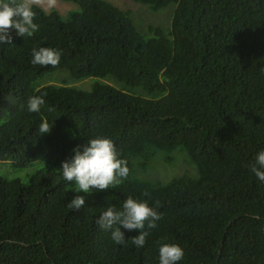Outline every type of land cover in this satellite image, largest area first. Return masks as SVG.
<instances>
[{
    "label": "trees",
    "instance_id": "obj_1",
    "mask_svg": "<svg viewBox=\"0 0 264 264\" xmlns=\"http://www.w3.org/2000/svg\"><path fill=\"white\" fill-rule=\"evenodd\" d=\"M59 1L74 8L33 4L38 31L12 30L0 45V162L43 159L25 183L0 177V264H159L165 243L184 250L178 264H264V182L249 167L264 151V0H128L151 13L172 5L165 29L143 30L106 0ZM41 47L61 52L58 66L31 63ZM57 70L87 88L37 83ZM33 96L45 100L38 112ZM97 137L114 142L129 175L76 193L61 164ZM178 156L190 170L148 176ZM76 195L85 205L70 210ZM129 196L160 204L143 247L131 243L137 230L121 227L120 246L96 223Z\"/></svg>",
    "mask_w": 264,
    "mask_h": 264
},
{
    "label": "clouds",
    "instance_id": "obj_2",
    "mask_svg": "<svg viewBox=\"0 0 264 264\" xmlns=\"http://www.w3.org/2000/svg\"><path fill=\"white\" fill-rule=\"evenodd\" d=\"M42 2L46 3L48 9L57 4V0H0V45H12V30L19 37H31L38 31L39 25L34 22L36 13L32 6ZM60 59L61 52L53 48L41 47L32 50L33 65L56 67ZM44 104L42 97H30L27 101L28 111L38 112ZM52 126L47 121L42 122L39 133H49ZM72 152L71 159L62 162L60 169L66 181L75 183L76 193L91 194L93 190H109L119 186L129 175L127 161L119 158L114 142L109 138L91 139L87 144L78 145ZM249 167L257 179L264 182V151L257 153L255 162ZM143 195L150 198L147 191ZM85 201L84 195H76L68 202L67 207L70 210H79L84 207ZM159 207V201L155 202V206H150L147 200L141 201L129 196L121 208L109 206L99 215L96 223L102 230L110 231L111 239L120 246H127L128 240L121 227L127 231L137 230L138 235L131 238V243L143 247L150 235L149 230L155 229L156 222L162 218L157 211ZM158 257L159 264H178L184 258V250L177 244L165 243L159 247Z\"/></svg>",
    "mask_w": 264,
    "mask_h": 264
},
{
    "label": "rangeland",
    "instance_id": "obj_3",
    "mask_svg": "<svg viewBox=\"0 0 264 264\" xmlns=\"http://www.w3.org/2000/svg\"><path fill=\"white\" fill-rule=\"evenodd\" d=\"M17 1L19 2V0ZM106 1L110 2L111 4L115 5L121 10L128 11L133 24L141 30H143L146 25H159L165 29L168 24V20L166 19V17L168 16L169 12L172 13V9H173L172 5H169L156 13H151L146 8L134 4L128 0H106ZM35 5H38L44 11L49 10L45 2L37 3ZM73 8L74 6L72 4L63 3L57 0L56 6L52 9H55L60 15H63L68 10ZM45 80L46 83H60L63 80V82L66 83L65 85L73 86L80 89H86L89 84L88 81L74 82L73 80L67 77V74L64 70H57L55 72L47 74L37 83L40 84ZM42 164H43V159H40L35 161L34 163H31L26 168L17 169L12 167L10 162H0V177L3 178L4 180L16 179L25 183L28 181L30 176L42 166ZM155 166H157V168L154 170V172L151 171L148 176L167 178L172 175H178L184 170H190V168L184 163L182 156H178L176 161H174L170 166L161 163V161L155 163ZM73 188L76 189V185ZM93 192H97V191L93 190Z\"/></svg>",
    "mask_w": 264,
    "mask_h": 264
}]
</instances>
